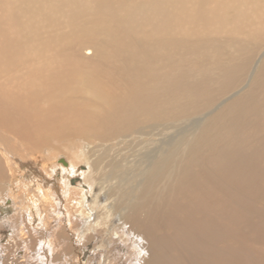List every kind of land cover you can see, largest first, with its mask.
Returning a JSON list of instances; mask_svg holds the SVG:
<instances>
[{
	"label": "bare ground",
	"instance_id": "1",
	"mask_svg": "<svg viewBox=\"0 0 264 264\" xmlns=\"http://www.w3.org/2000/svg\"><path fill=\"white\" fill-rule=\"evenodd\" d=\"M6 203L0 264H264V0H0Z\"/></svg>",
	"mask_w": 264,
	"mask_h": 264
},
{
	"label": "rangeland",
	"instance_id": "2",
	"mask_svg": "<svg viewBox=\"0 0 264 264\" xmlns=\"http://www.w3.org/2000/svg\"><path fill=\"white\" fill-rule=\"evenodd\" d=\"M186 123H189V122H186ZM69 141H71V144H74L75 142H76V140L75 139H69ZM85 149V148H84ZM62 154V153H61ZM59 155L58 156V158L56 159L57 160V162H61V160H65V161H67L68 162V160L65 158V156L62 154V155ZM83 162H84V160H83ZM69 163V162H68ZM69 165H71V164H69ZM69 165L67 164V166L66 167H69ZM85 165H86V163H85ZM80 167L81 168H83L84 166L83 165H80ZM87 168H84V170H86ZM8 203H6V206L5 205H2L1 207H0V218L1 219H3V218H5L6 216H8V215H10L11 213H12V210L8 207ZM10 211V212H9ZM7 214V215H6ZM2 216V217H1ZM38 221V220H37ZM37 221H36V223H37ZM71 254V253H70ZM20 255H21V257H23L24 256V254H23V252L22 253H20ZM84 258H81V259H79V261L77 262L78 264H84L85 263V261H86V259H84Z\"/></svg>",
	"mask_w": 264,
	"mask_h": 264
}]
</instances>
